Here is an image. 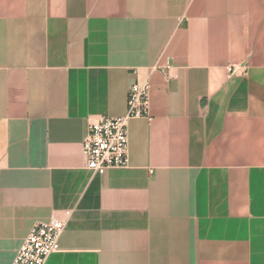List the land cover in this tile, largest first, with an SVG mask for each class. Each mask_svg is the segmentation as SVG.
Masks as SVG:
<instances>
[{
  "label": "crops",
  "instance_id": "crops-1",
  "mask_svg": "<svg viewBox=\"0 0 264 264\" xmlns=\"http://www.w3.org/2000/svg\"><path fill=\"white\" fill-rule=\"evenodd\" d=\"M143 81L127 167L92 173ZM51 221L45 264H264V0H0V264Z\"/></svg>",
  "mask_w": 264,
  "mask_h": 264
},
{
  "label": "built area",
  "instance_id": "built-area-1",
  "mask_svg": "<svg viewBox=\"0 0 264 264\" xmlns=\"http://www.w3.org/2000/svg\"><path fill=\"white\" fill-rule=\"evenodd\" d=\"M148 96V81L134 82L129 86L123 116L99 117L88 124L82 142L86 169L103 175L109 169L127 167V124L131 119L149 117ZM62 231L63 223L59 221L36 224L16 252L12 264H45L49 255L59 249Z\"/></svg>",
  "mask_w": 264,
  "mask_h": 264
}]
</instances>
